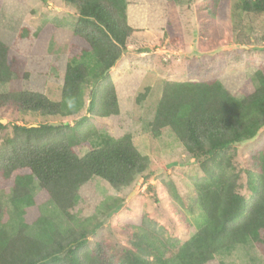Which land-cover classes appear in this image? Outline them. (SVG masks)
<instances>
[{
	"label": "trees",
	"instance_id": "1",
	"mask_svg": "<svg viewBox=\"0 0 264 264\" xmlns=\"http://www.w3.org/2000/svg\"><path fill=\"white\" fill-rule=\"evenodd\" d=\"M63 1L77 8L79 21L69 41L61 100L22 88L0 94V120H45L37 127L14 120L7 126L0 123V193L12 192L19 221L9 236L2 226L0 201V264H208L237 245H264V152L253 157L252 168L246 171L249 200L238 192L240 176L234 172L235 148L256 139L264 129V73L258 72V86L242 100L228 96L216 79L169 82L163 88L152 134L158 138L170 129L200 164L197 232L172 250L163 229L145 219L134 232L130 248L116 250L99 242L89 246L86 225L72 213L80 203L82 187L97 177L122 191L148 171L150 159L138 151L131 134L113 138L90 121V117L119 115L116 85L109 71L135 31L128 23V3ZM2 5L0 0V11ZM237 9L264 14V0H240ZM57 30L48 23L35 31L28 56L0 41V84L28 79L29 56L47 55ZM28 33L24 28L21 36ZM84 111L90 117H81ZM69 120L74 124L66 123ZM56 123L60 125H51ZM88 146L92 150L81 155V149ZM34 183L40 190L35 197ZM42 200L53 204L66 227L63 221L43 215Z\"/></svg>",
	"mask_w": 264,
	"mask_h": 264
},
{
	"label": "rangeland",
	"instance_id": "2",
	"mask_svg": "<svg viewBox=\"0 0 264 264\" xmlns=\"http://www.w3.org/2000/svg\"><path fill=\"white\" fill-rule=\"evenodd\" d=\"M239 1L126 0L128 23L135 31L122 57L109 71L116 85L119 115L100 119L84 111L81 117L89 116L100 132L113 138L131 134L138 151L149 157L150 168L122 191L97 177L82 187L80 203L72 213L86 225L90 247L99 242L116 250L130 248L134 232L145 219L163 229L172 250L197 232L200 211L195 205L196 185L203 179L200 164L170 129L155 138L151 124L166 83L216 79L228 96L241 100L258 86L256 74L264 73V14L240 12ZM1 2L0 41L27 56L35 31L48 23L58 30L47 55L29 56L25 69L28 79L20 84H0V94L22 88L60 101L69 41L79 21L77 8L63 0ZM24 28L29 30L27 37L21 36ZM143 95L146 98L142 100ZM2 120L7 121L6 126L12 120L19 125L45 122L27 117L22 121L9 117ZM66 123L74 124L73 120ZM235 149L238 192L249 200L246 171L252 168L253 157L264 152V129L256 139ZM90 150L91 146L82 148L81 155ZM39 191L34 183L32 195L35 197ZM11 196L10 190L0 193L2 226L9 236H13L19 222ZM40 210L64 222L50 201L42 200ZM208 264H264V245H237Z\"/></svg>",
	"mask_w": 264,
	"mask_h": 264
},
{
	"label": "water",
	"instance_id": "3",
	"mask_svg": "<svg viewBox=\"0 0 264 264\" xmlns=\"http://www.w3.org/2000/svg\"><path fill=\"white\" fill-rule=\"evenodd\" d=\"M89 107H90V104H89ZM0 123H2L3 125H6L7 124V121L6 120H0ZM53 126H59L60 123H56V124H51ZM34 127H37L38 125H32Z\"/></svg>",
	"mask_w": 264,
	"mask_h": 264
}]
</instances>
